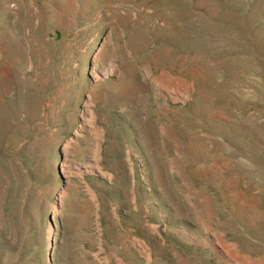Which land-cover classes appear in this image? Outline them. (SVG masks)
Wrapping results in <instances>:
<instances>
[{
  "label": "rangeland",
  "instance_id": "obj_1",
  "mask_svg": "<svg viewBox=\"0 0 264 264\" xmlns=\"http://www.w3.org/2000/svg\"><path fill=\"white\" fill-rule=\"evenodd\" d=\"M264 263V0H0V264Z\"/></svg>",
  "mask_w": 264,
  "mask_h": 264
},
{
  "label": "bare ground",
  "instance_id": "obj_2",
  "mask_svg": "<svg viewBox=\"0 0 264 264\" xmlns=\"http://www.w3.org/2000/svg\"><path fill=\"white\" fill-rule=\"evenodd\" d=\"M220 243L222 247L227 251V255H229V258L233 262V264H264L263 262L250 258L247 255H241L242 253L240 254V251L238 252L239 249L235 247L234 244L225 242Z\"/></svg>",
  "mask_w": 264,
  "mask_h": 264
}]
</instances>
